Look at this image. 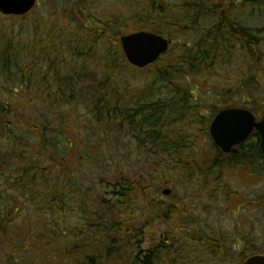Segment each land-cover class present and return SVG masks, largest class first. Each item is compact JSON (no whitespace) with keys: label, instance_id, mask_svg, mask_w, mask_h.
I'll return each mask as SVG.
<instances>
[{"label":"trees","instance_id":"16d2710c","mask_svg":"<svg viewBox=\"0 0 264 264\" xmlns=\"http://www.w3.org/2000/svg\"><path fill=\"white\" fill-rule=\"evenodd\" d=\"M228 1L221 0L215 5L213 0L136 1L138 8L134 17L147 29L150 27L153 32L158 33L166 31L170 40H175L176 37L179 39L188 37L189 31H193L198 37V42L193 46H189L191 43L189 40L183 43L177 42L165 55L170 56L168 60L164 56L165 58L162 57L145 69L162 82L172 84L174 81H182L187 88L178 85L176 89H169L171 91L167 92L166 96L143 104L139 103L137 97L133 95L129 97L127 89L122 91L114 83L117 66L131 67L124 57L120 44L121 26L126 20L124 16L118 17V14L115 16L112 14L108 18L104 16L101 18L99 11L94 10L93 0H76L63 14L47 17V20L45 16L36 13L10 17L9 21L12 23L18 19L21 21L19 33L23 34L26 26H33L35 34L32 40L26 39V41L15 40L12 34L0 51L2 83L0 85V195L3 196L7 192L1 185L3 182L14 192L23 190L22 192L31 191L36 194L42 189L45 196L50 198L52 205H48L47 208L41 207L36 219L44 225L47 221L48 208L53 217L57 215L65 217L69 183L75 177V169L78 174L82 171L81 154L78 161L67 158L83 136L78 126L83 120L79 113L80 105H83L87 113L92 114L90 120L107 125L113 122V111L116 108V111L119 110L122 115L119 117L120 129L123 126L129 128L140 141L143 139L142 135H145V142H149L153 148L149 152L153 153L152 157L155 160L157 158L166 165L171 163L168 167L169 171L182 168V172L190 178L197 172L209 178L214 173V169L226 170L239 167V164L264 161L256 133L239 146L237 154H221L215 147L208 151L202 148L206 135L209 136V124L213 116L208 118L205 115L201 99L198 101L200 91L191 88L192 85L198 86L195 85V79L205 75L212 76L216 69L222 67V63L226 64V58H230L231 61L240 60L246 70L245 73H250L251 77L253 68L259 65L258 70L261 71L264 63V17L257 34L251 24L234 13L241 1ZM243 1L256 4L257 9L264 13V0ZM223 4L225 7L222 6ZM67 33H71L74 38L59 42V39ZM74 39L76 43L86 47L82 51L78 50ZM65 51L71 58L66 61L67 64L59 60L64 56L62 52ZM28 54L34 56L25 63L22 59L28 58ZM97 62L103 63L104 72H101L102 65H96ZM161 62L163 67L159 66ZM94 65L96 67L90 70ZM45 66H47L46 74L43 70L37 72L41 70L39 67ZM68 69H72L70 74L67 72ZM18 71L21 72L17 73ZM261 84L264 86V82ZM241 85L238 83L235 90ZM148 87L149 85L146 91L150 95L151 90ZM21 90L27 92L24 98ZM15 97H19V101H16ZM22 98L23 101H20ZM121 100L127 104H133L137 100L138 103L133 107L135 111L129 112L127 108L123 110L119 105H114ZM257 102L259 100L255 101ZM39 103H44L43 109L48 112L47 115L54 113L58 117L52 120L49 117L42 119V116L40 118L35 116V111L40 110ZM224 107L226 105L214 108L218 111ZM69 108L74 110L68 115ZM78 128L79 133L76 131ZM31 137L36 138L39 143H34ZM76 150L81 152L79 144ZM206 178L203 186L207 182ZM116 180L119 182L117 185L121 184L117 192L121 199L115 204H110L102 195L92 197L95 201H93L95 209L104 212L102 214L95 212V218L92 217V221L83 224V228L87 229H79L74 236L75 249L78 250V254L85 255L84 264H110L111 260L123 264H171L167 259L170 258L167 252L172 243L165 245L166 241L161 240L159 244H153L150 249H145L143 242L149 235L148 228L158 225L159 220L169 223L168 221L173 219V215L178 213L179 209L174 204L157 202L147 195L145 202L155 204L158 212L153 217L147 215V225L142 224L138 227L133 224L123 228L124 223L129 221H124L126 219L117 213L120 201L132 202L133 199L131 203L133 205L140 201L141 191L150 190L151 187L141 182L135 184L128 175L122 173ZM164 183L170 184L169 181ZM172 196L174 198L176 193ZM14 197L13 194L9 208L5 207L3 210L0 204V241L9 238L13 218L19 216L20 207L17 204L20 199ZM54 203L57 204V208L53 206ZM251 203L254 205L255 201L252 200ZM13 210L14 216L9 217L10 211ZM4 212L6 215L2 217L1 213ZM29 217L22 215L21 219L28 224L31 223ZM95 227L101 231V236L95 231L89 235L88 243L83 245L85 240L79 241L81 238L79 233L86 231L90 233ZM195 234L199 238L202 237L199 232ZM204 240L202 243L204 248L202 246L201 250L209 251L214 255L213 258L219 259L221 253L226 258L235 254L224 246L218 236L207 237ZM214 243L222 244L224 249L220 245L214 246ZM161 251L166 254H160ZM15 252L19 253V248L14 247L13 253ZM250 255L252 254H248L245 259ZM21 263L22 258L18 255L15 263L8 260L4 264Z\"/></svg>","mask_w":264,"mask_h":264},{"label":"rangeland","instance_id":"374dc122","mask_svg":"<svg viewBox=\"0 0 264 264\" xmlns=\"http://www.w3.org/2000/svg\"><path fill=\"white\" fill-rule=\"evenodd\" d=\"M38 1L39 7H36L32 14L45 16L47 20V17L63 14L76 0H68V4L64 2L65 0ZM136 1L93 0V5L95 6L94 10L99 11L101 18H108L112 14L113 16L118 14V17L124 16L126 20H124L121 29L123 34H128L136 29H147L143 23L134 17L138 8H136ZM213 1L215 5L221 0ZM240 1L235 10L236 12H234L235 15L244 18L259 34V25L264 13L257 9L256 4ZM224 2L229 1L224 0ZM222 6L225 7L224 4ZM11 23L9 17H0V51L12 34H14L15 40L19 39L18 41H22V39L23 41H26V39L32 40L35 34L33 26H26L24 28L25 32L23 34L19 33L21 24L19 19L12 25ZM138 23L140 24L138 25ZM136 24L137 26H135ZM12 26L13 28H11ZM44 29L47 30L45 27ZM147 30L152 31L150 27ZM164 33L166 34V31ZM71 38H74L73 35L67 33L59 39V42L68 41ZM186 38H181V41H179V37H176L175 43H183L185 40H189L191 45L198 41V37L193 33ZM73 41L76 43L75 39ZM76 45L80 51L86 47L78 43ZM68 54L67 51L62 52L64 56L59 60L65 61L67 64L66 61L71 60L67 56ZM27 56L28 58L24 57L22 59L25 63L31 60L34 55L28 54ZM169 58L170 56H167L166 60ZM225 62L226 64L222 63V67L216 69L212 76L205 75L195 79L196 83L199 82L201 86V88L199 85L195 88L196 90L200 89V97L195 96L198 97V101L201 99L202 110L205 115L211 118L216 112L214 107L225 104H246L257 113H264V86L261 84V82H264V63L261 66V71L258 70L259 65H257V68L256 66L253 68L251 77L250 73H245L246 70L240 60L231 61L230 58H226ZM96 65H102L100 66L101 72L105 71L103 63L97 62ZM159 66L163 67L162 62ZM95 67L94 65L90 70ZM39 69L41 70H37V72L43 70L46 74L47 66L39 67ZM19 72L21 71L17 73ZM67 72L70 74L72 69H68ZM73 72H75L74 68ZM259 72L261 73L259 74ZM115 77L114 83L116 86L122 91L127 89L129 97L131 95L137 97L141 104L166 96L167 92L171 91L169 89H176L178 85L181 88H187L182 81H174L172 84L162 82L156 76L150 74L149 70L132 66H117ZM251 80L252 83H250ZM238 83L242 85L239 86L238 90H235ZM148 85L151 90L150 95L146 91ZM226 89H230V91L227 92ZM21 91L24 98L27 92L25 90ZM23 98L20 101H23ZM14 99L19 101V97ZM137 100L133 104H127L121 100L114 105H119L123 110L127 108L129 112L135 111L133 107L138 103ZM256 100H259V102L255 103ZM39 105L40 110L35 111L34 109L35 116L39 118L42 116V119L49 117L52 120L58 117L54 113L47 115L48 112L43 109L44 103H39ZM114 109V120L107 125L90 120L92 114L87 113L88 111L84 109L83 105H80L79 113L82 115L83 120L78 126H80L83 136L78 140L75 149L68 154L67 158H74L78 161L82 157L83 162L80 166L82 171L78 174L77 169H75V177L69 183L68 208L64 218L60 215L53 217L48 208L46 211L47 221L43 225L36 219L37 212L41 211V207L47 208L48 205L51 206L52 204L50 198L45 196L42 189L36 194L31 193V191L22 192L23 190L14 192L4 182L1 184L3 189L7 191L3 196L0 195V204L3 210L5 207H10L12 195L14 194L16 198L20 199L19 204H17L20 211L19 216L13 218V224L9 229V238L0 241V264H4L8 260L15 263L18 255L22 258L21 264H84L85 255L78 254V250L75 249L74 236L79 229H87L83 228V224L92 221V217L94 219L96 216L95 212L101 214L104 212L101 209H95L92 197L102 195L110 204H115L121 199L117 194L121 184L117 185L119 182L116 180L121 177V173L128 175L131 182L135 184L141 182V184L151 187L150 190L141 191L140 201L133 205L131 204L133 199L132 202L123 201L124 203H121L122 200L120 201L117 213L126 219L124 221H129L124 223L123 228L133 226V224L138 227H141L142 224L147 225V215L153 217L158 212L155 204L145 202L147 195H150L157 202L163 201L166 204H174L179 209L178 213L173 215V219L168 221L169 223L159 220L158 225L148 228L149 235L143 242L145 249H150L153 244H159L161 240L166 241L165 245L172 243L170 250L167 252L170 256L167 259L171 261V264H242L248 254H264L263 160L244 165L239 164V167L236 166L232 169H214V173L209 178L198 172L190 178L182 172L180 167L169 171L168 167L171 163L166 165L161 163V160H157V158L155 160L152 157L153 153L149 151L153 148L149 142H145V135H142L143 139L140 141L129 128H123L124 126L121 129L119 128L118 124L121 120L119 117L122 115L119 110ZM72 110L74 109H67L68 115L71 114ZM137 118H140V116H137ZM53 125L55 124L53 123ZM76 131L79 133V128ZM30 139L36 144L39 143L34 137ZM78 144L79 148L82 149L81 152L76 150ZM212 147H214L212 140L206 135L202 148L204 151H208ZM59 153L61 154L60 151ZM79 154H81V157ZM165 157L168 159V155ZM205 178L207 182L203 186ZM165 181H169L170 184L165 185ZM168 188L176 193L174 198L172 196L174 193L171 195L163 194V191ZM252 200L255 201L254 205L251 203ZM259 203L262 205H259ZM53 206L57 208L56 203ZM14 213V210L10 211L9 217H13ZM2 214V217H4L6 212ZM22 215H29L31 223L25 224L21 219ZM95 231L98 236H101V231L98 230V227H95L90 233L88 231L80 232L81 238L79 241L84 239L83 245L88 243L89 235L95 233ZM195 232H199L204 238H199ZM215 236L220 237L224 246H227L235 254L226 258L221 253L218 259L213 258L214 255L210 254L209 251L205 249L202 251L204 239ZM219 245L222 244L214 243V246L219 247ZM224 246L221 247L224 249ZM14 247L19 248V253H13ZM160 254L165 255L166 253L161 251ZM110 264L123 263H116L111 260Z\"/></svg>","mask_w":264,"mask_h":264},{"label":"water","instance_id":"95a60500","mask_svg":"<svg viewBox=\"0 0 264 264\" xmlns=\"http://www.w3.org/2000/svg\"><path fill=\"white\" fill-rule=\"evenodd\" d=\"M37 0H0L3 15H25L35 8ZM121 46L127 60L136 67L144 68L156 62L169 49V41L150 31H137L121 36ZM256 129L264 154V117L257 121L255 114L245 108L221 110L210 125V133L218 148L224 153H237L235 146L245 141ZM171 194V189L163 191ZM244 264H264V255H253Z\"/></svg>","mask_w":264,"mask_h":264},{"label":"flooded vegetation","instance_id":"af4514ba","mask_svg":"<svg viewBox=\"0 0 264 264\" xmlns=\"http://www.w3.org/2000/svg\"><path fill=\"white\" fill-rule=\"evenodd\" d=\"M192 32H193V31H190L189 34H191ZM196 43H197V42H196ZM231 106H233V105H231ZM256 116H257L258 119H260V118L262 117V115H260V114H259V115L256 114Z\"/></svg>","mask_w":264,"mask_h":264}]
</instances>
